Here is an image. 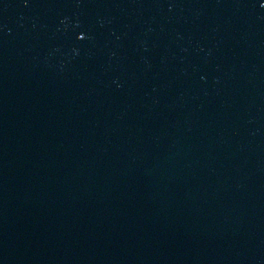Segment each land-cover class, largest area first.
Instances as JSON below:
<instances>
[{
	"label": "water",
	"instance_id": "obj_1",
	"mask_svg": "<svg viewBox=\"0 0 264 264\" xmlns=\"http://www.w3.org/2000/svg\"><path fill=\"white\" fill-rule=\"evenodd\" d=\"M0 264H264V0H0Z\"/></svg>",
	"mask_w": 264,
	"mask_h": 264
}]
</instances>
